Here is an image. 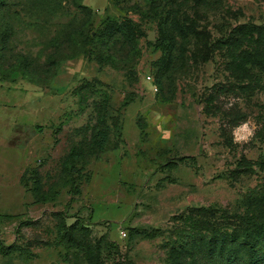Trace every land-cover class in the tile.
<instances>
[{
    "label": "rangeland",
    "instance_id": "rangeland-1",
    "mask_svg": "<svg viewBox=\"0 0 264 264\" xmlns=\"http://www.w3.org/2000/svg\"><path fill=\"white\" fill-rule=\"evenodd\" d=\"M0 238V264H174L200 238L264 255V0H0Z\"/></svg>",
    "mask_w": 264,
    "mask_h": 264
},
{
    "label": "trees",
    "instance_id": "trees-1",
    "mask_svg": "<svg viewBox=\"0 0 264 264\" xmlns=\"http://www.w3.org/2000/svg\"><path fill=\"white\" fill-rule=\"evenodd\" d=\"M79 8L89 10L85 6L79 5ZM131 25L129 23H124L119 20H107L104 23V27L101 29L100 35L103 38L111 39L114 34L121 33L124 38L131 44L134 43V39L130 35ZM2 40L5 41L8 38V32L5 31L1 35ZM100 119L101 124H105L106 120V110L100 109ZM109 142V131L104 126L103 128L96 131L95 135L92 137L91 149L95 153L103 152ZM86 150L83 146H75L70 152L67 154L63 161V172L65 175H72L73 173H79L80 169L76 167V163L78 160L85 157ZM183 159H181L182 161ZM176 165V164H175ZM175 165H171V168H174ZM30 180L33 184L32 191L33 193L39 197V200L44 201L47 199V196L42 191V182L40 178V174L38 169H32L28 173ZM76 193H78V189L75 188ZM85 227L80 226L78 224H74L72 226H67L66 221L61 219L60 222V230L63 231V242H65L66 247L72 248L74 244H78V246H85V237L86 235L82 233ZM145 236H149L147 233H144ZM251 248H254L257 243L255 240L249 236L248 243ZM13 246H6L2 239L0 238V251L4 255H9L13 251ZM18 250V249H17ZM85 255L89 258H93V252L84 250ZM174 264H240V260L236 254L231 249L226 247V244L222 240L218 239H196L190 249H185L182 246L181 250L175 253L173 257ZM249 264H264V255H257L254 250L250 252V262Z\"/></svg>",
    "mask_w": 264,
    "mask_h": 264
},
{
    "label": "water",
    "instance_id": "water-1",
    "mask_svg": "<svg viewBox=\"0 0 264 264\" xmlns=\"http://www.w3.org/2000/svg\"><path fill=\"white\" fill-rule=\"evenodd\" d=\"M148 39L153 40L154 39L153 35H149Z\"/></svg>",
    "mask_w": 264,
    "mask_h": 264
},
{
    "label": "built area",
    "instance_id": "built-area-1",
    "mask_svg": "<svg viewBox=\"0 0 264 264\" xmlns=\"http://www.w3.org/2000/svg\"><path fill=\"white\" fill-rule=\"evenodd\" d=\"M148 79H149V80H152V77H151V76H148Z\"/></svg>",
    "mask_w": 264,
    "mask_h": 264
}]
</instances>
